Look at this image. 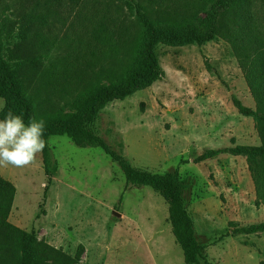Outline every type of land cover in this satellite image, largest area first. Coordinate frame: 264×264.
<instances>
[{
  "label": "rangeland",
  "instance_id": "1",
  "mask_svg": "<svg viewBox=\"0 0 264 264\" xmlns=\"http://www.w3.org/2000/svg\"><path fill=\"white\" fill-rule=\"evenodd\" d=\"M43 1L0 0V55L18 68L37 119L48 121L71 118L100 87L127 83L145 40L135 5L155 24L201 32L218 0H52L42 11L47 25L29 24ZM246 2L224 20V34L250 35L259 54L246 47L241 62L222 37L202 46L158 44L163 79L108 103L84 126L134 169L178 173L195 236L205 247L201 264H264V233L233 234L264 223V159L249 163L247 156L224 153L194 162L209 150L262 145L254 115L237 108L256 113L249 71L264 74V0ZM231 16L243 28L231 25ZM4 105L0 99V112ZM48 147V174L42 152L28 166L0 167L17 190L8 222L34 237L40 253L55 249L69 264H185L160 193L127 189L103 150L78 146L68 135L49 138ZM0 264L15 263L6 257Z\"/></svg>",
  "mask_w": 264,
  "mask_h": 264
},
{
  "label": "trees",
  "instance_id": "2",
  "mask_svg": "<svg viewBox=\"0 0 264 264\" xmlns=\"http://www.w3.org/2000/svg\"><path fill=\"white\" fill-rule=\"evenodd\" d=\"M40 3V4H39ZM41 3H44L43 5ZM246 0H218L212 6V17L207 24L206 30L199 32L196 28L188 27L179 30L170 25L155 24L148 15L147 9L140 3L135 5L138 23L145 29V40L141 51V64L134 68L128 76V81L121 87H100L89 99L85 106L78 107L76 113L69 119H52L45 121L46 147L42 151L46 173L48 174L47 162L49 161L48 140L51 137L70 136L76 145L101 149L111 160L118 164L125 176L127 189H142L149 187L160 193L168 203L170 209V221L174 229L175 237L183 249L185 264H201L202 251L205 247L201 245L195 236L193 221L187 210V201L182 195V185L178 179V173L151 174L134 169L125 159L112 150L100 137L94 136L84 126L91 123L105 106L116 100H125L135 94L142 83L157 82L165 76L163 68L159 65L155 47L165 44L171 47H182L198 44L202 46L222 37L229 42L238 59L242 62V51L247 47L252 54H259L256 41L250 35L235 37L232 34L225 35L226 27L224 20L234 10L245 5ZM37 9L33 10L28 22L31 25L44 27L47 25V15L42 11L52 4V0L38 2ZM44 8V9H43ZM230 24L243 28L238 17L231 16ZM244 31V30H243ZM23 39H26L23 33ZM41 50L45 51V44H41ZM42 56L46 57L47 53ZM249 89L256 103V113L241 105L238 110L245 116L254 115L256 128L261 137L260 147H236L234 149L209 150L195 159V163H201L214 159L221 154L230 153L235 156H247L249 163L254 159H264V74L261 68L249 71ZM0 99L5 102L0 112L3 119L8 110L17 115H22L25 123L33 116L37 118L36 110L32 101L24 95L23 82L18 68L12 69L0 55ZM250 171L251 166L249 167ZM253 178L258 184L257 175L254 171ZM51 180L45 188V195L50 188ZM16 187L10 181L0 176V259L9 257L15 264H69L71 258L55 249L38 251L36 239L30 234L16 228L8 222L16 197ZM264 205V197H261ZM264 233V223L250 227L235 229L233 234H261ZM55 254L49 263L43 259L45 254Z\"/></svg>",
  "mask_w": 264,
  "mask_h": 264
},
{
  "label": "clouds",
  "instance_id": "3",
  "mask_svg": "<svg viewBox=\"0 0 264 264\" xmlns=\"http://www.w3.org/2000/svg\"><path fill=\"white\" fill-rule=\"evenodd\" d=\"M45 127L43 118L33 116L25 123L22 115L8 110L0 119V167L30 165L46 147Z\"/></svg>",
  "mask_w": 264,
  "mask_h": 264
}]
</instances>
